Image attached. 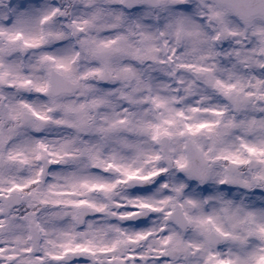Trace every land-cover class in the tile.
<instances>
[{"label": "clouds", "instance_id": "1", "mask_svg": "<svg viewBox=\"0 0 264 264\" xmlns=\"http://www.w3.org/2000/svg\"><path fill=\"white\" fill-rule=\"evenodd\" d=\"M20 16L25 19L22 25L17 23ZM44 85V92L35 90ZM262 97L264 0H0V174L5 181L0 187H10L8 178L23 184L47 166L39 186L46 191L49 184L62 182L57 179L59 174L87 164L86 157H81L58 166L46 165L32 151L41 141L54 150L78 138L76 146L79 141L102 144L105 155L116 151L123 162L144 171L166 168L162 181L122 185L113 195L114 201L125 204L138 197L176 198L178 207L167 220L162 214H145L137 216L131 226L123 225L156 231L143 243L144 248H159V241L172 238L166 246L170 254L147 264H208L211 253L231 250L233 256L241 254L244 249L238 242L185 218L212 214L220 207L217 201L208 200L202 209H195L188 208L185 200L220 194L236 204L264 209V187L219 183L230 167L223 160L209 162V178L200 182L167 159L145 164V157L137 158L134 148L122 141L138 146L146 156L160 152L161 144L153 143L150 133H138L140 125L172 119L175 125L170 130L176 131L185 122L208 121L216 123L214 133L221 134L210 153L215 156L225 148H237L240 137L252 138L242 127L225 125L264 119ZM158 103L162 106L157 107ZM80 105L87 106L88 126L71 127L81 115L71 109ZM213 110L222 115H214ZM33 112L48 120H39ZM121 117L128 123L107 140L96 133V128ZM197 139L205 151L213 146L205 133ZM12 153L30 163L10 162ZM178 155L174 153L173 159ZM236 171L241 179L250 177L247 167ZM162 183L169 188L161 187ZM179 183L188 187L177 197L172 187ZM13 195L21 197L17 209L28 208L25 194ZM217 223L225 232H233L227 221ZM253 247H264V240H248V250Z\"/></svg>", "mask_w": 264, "mask_h": 264}, {"label": "snow or ice", "instance_id": "2", "mask_svg": "<svg viewBox=\"0 0 264 264\" xmlns=\"http://www.w3.org/2000/svg\"><path fill=\"white\" fill-rule=\"evenodd\" d=\"M17 23L24 24V17H18ZM9 39L16 37L10 36ZM57 67L66 69L63 64H58ZM46 87L47 85L39 86L35 90L44 92ZM160 106L162 104L158 103L157 107ZM25 107L31 110L29 105ZM71 110L81 115L78 123L69 126H88L87 106L80 105L79 108ZM213 114L222 115L215 110ZM33 115L39 120H48L47 116L39 113L33 112ZM176 115L188 119L183 113ZM15 118L14 116L13 119ZM127 123L125 117L112 119L107 127H98L95 131L107 140L120 130V125ZM174 125V120L165 119L161 123L140 125L136 129L138 133H150L153 143L161 144V151L158 153L145 156L138 146L127 141L122 143L126 147L134 148L137 158L145 157V164L167 159L175 164L178 171L200 182L209 178V162L223 160L230 167L226 169L225 176L219 183H235L249 189L264 187V119L252 118L241 125L229 121L225 125L226 128L242 127L245 135L252 138L240 137L237 148H225L215 156L210 153L221 135L214 133L218 126L216 123L185 122L182 128L171 131ZM202 133L213 140V146H209L207 151L197 139ZM180 139L184 142L179 143ZM165 140L167 144L163 143ZM77 143L78 138L69 139L53 150L41 141L32 149L35 159L46 160V165L58 166L86 157L87 164L83 168L57 176L61 183L49 184L46 191L41 190L39 186L47 175V166H44L23 184L8 178L10 187H0V264H147L150 259L169 255L166 246L171 237L159 241V248H153L151 245L144 248L143 243L155 236L156 231L137 230L123 225L131 226L137 216L145 214H162L167 220L178 207L176 198L153 201L138 197L129 200L127 204L113 200L119 186L162 181L168 170L154 166L151 170L144 171L133 163L123 162V157L116 151L105 155L102 144L79 141V146H76ZM176 152H179V155L173 159ZM8 159L10 162L30 163L27 158L20 159L19 153L10 154ZM243 167L249 168L250 177L241 179L236 170ZM4 182L3 175L0 174V185ZM161 187L167 189L169 185L162 183ZM187 187L188 185L179 183L172 187V191L179 197ZM14 193H23L29 198L28 208L22 212L16 208L21 197L13 195ZM208 200L217 201L219 209L214 210L212 214L202 213L198 217L185 218L203 230L211 229L224 239L231 238L244 249L241 254L235 256L231 250L226 254L211 253L208 256V264H264V247L248 250V240H264V209L249 207L243 203L236 204L224 199L220 194L206 197L204 200L194 195L189 196L185 204L188 208L202 209ZM179 207L183 208L184 205ZM221 220L227 221L233 232H225L217 223ZM160 231H164L163 227Z\"/></svg>", "mask_w": 264, "mask_h": 264}]
</instances>
